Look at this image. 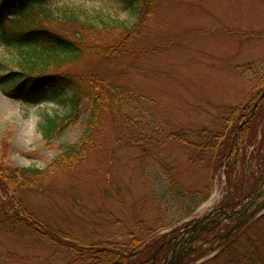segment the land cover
<instances>
[{
	"label": "rangeland",
	"instance_id": "1",
	"mask_svg": "<svg viewBox=\"0 0 264 264\" xmlns=\"http://www.w3.org/2000/svg\"><path fill=\"white\" fill-rule=\"evenodd\" d=\"M48 6L54 13L67 7L76 15L98 9L115 14L113 0H50ZM153 6L139 45L143 53L127 52L111 62L85 54L60 69L78 75L99 69L106 80L143 94L146 99L140 103L146 113L136 128L118 127L104 116L82 162L59 167L40 180L33 177V188L18 194L49 228L71 233L85 246L127 241L130 234L153 227L170 249L180 229L191 228L194 219L211 213L229 195L220 171L209 199L192 210L198 199L188 190L202 188L207 170L190 161L170 134L219 127L225 107L242 103L249 88L236 67L264 58V0H154ZM117 12L118 18L129 20L126 12ZM74 24L55 20L49 27L72 30ZM99 38L107 46L117 42L115 31H99ZM17 56L16 48L0 44V74ZM67 109L50 99H12L0 89V171L8 175L11 167L45 169L61 144L79 140L83 116L59 138L47 142L42 137L44 115ZM252 164L257 171L261 165L262 172L257 173V186L247 188L249 193L264 187V153ZM165 168L176 180L174 186L166 183ZM244 171L239 170L238 178ZM242 194L236 199H244ZM252 217L225 252L219 247L195 260L190 253L178 264H264V206ZM76 259L39 232L21 236L0 228V264H84Z\"/></svg>",
	"mask_w": 264,
	"mask_h": 264
},
{
	"label": "trees",
	"instance_id": "2",
	"mask_svg": "<svg viewBox=\"0 0 264 264\" xmlns=\"http://www.w3.org/2000/svg\"><path fill=\"white\" fill-rule=\"evenodd\" d=\"M49 1L0 0V44L16 48L18 55L16 63L6 64L7 72L0 74V89L12 99H50L68 108L64 113L55 111L44 115L40 130L47 142L63 135L81 116L85 121L79 140L61 144L58 155L45 169L11 167L7 170L8 175L0 171V194L6 196L3 199L0 196V228L21 236L39 232L50 244H58L84 264L158 263L169 244L165 238L156 237L153 227L144 228L138 235L130 234L127 241L108 240L107 246L96 243L85 246L82 241L72 239L71 233L49 228L22 204L18 195L21 190L33 188V177L40 180L59 167L71 168L82 162L93 143V135L101 130L104 116L118 127L133 129L146 113L140 103L146 99L143 94L120 81L106 80L99 69L86 75L60 69L85 54L111 62L121 59L127 52L143 53L144 47L139 48V45L147 29L146 21L153 14L154 0H113L114 15L102 9L76 15L75 10L67 7L54 13L48 6ZM119 9L127 13L129 20L118 18ZM55 20L62 25L74 22V29L49 27ZM99 31H115L116 44L107 46L99 38ZM236 74L249 91L242 103L225 107L219 127H200L170 134L174 141L183 145L190 161L207 170L208 181L202 188L188 190L192 198L198 199L193 211L209 199L213 180L220 171L227 178L229 195L226 196L232 199L242 193V196L246 195L250 185L251 189L256 187L262 172L261 165L258 171L253 169L252 160L260 162L264 153V58L259 63L236 67ZM242 168L245 171L238 178ZM164 176L166 183L176 184L166 168ZM239 235L229 241L222 252L233 246ZM197 258L199 256L192 260Z\"/></svg>",
	"mask_w": 264,
	"mask_h": 264
},
{
	"label": "flooded vegetation",
	"instance_id": "3",
	"mask_svg": "<svg viewBox=\"0 0 264 264\" xmlns=\"http://www.w3.org/2000/svg\"><path fill=\"white\" fill-rule=\"evenodd\" d=\"M242 199L232 200L229 197L213 207L212 212L204 214L192 223L191 230L183 227L174 236L172 247L165 252L168 258H184L189 252L205 244L222 245L241 224L248 220L249 215L264 204V198L257 200L253 209L242 210V214L232 215L231 210L243 206ZM207 215V216H206ZM205 216V217H204ZM201 219V220H199ZM201 239V240H200Z\"/></svg>",
	"mask_w": 264,
	"mask_h": 264
},
{
	"label": "water",
	"instance_id": "4",
	"mask_svg": "<svg viewBox=\"0 0 264 264\" xmlns=\"http://www.w3.org/2000/svg\"><path fill=\"white\" fill-rule=\"evenodd\" d=\"M263 193H264V190L263 191H260L256 195H254L255 197L253 198V200L256 199L258 196H261ZM247 205H249V203ZM236 212H237V210L236 211H233L232 213H236ZM177 262L178 261H176V260L175 261L172 260V261L169 262V264H176ZM163 264H165V263H163Z\"/></svg>",
	"mask_w": 264,
	"mask_h": 264
}]
</instances>
